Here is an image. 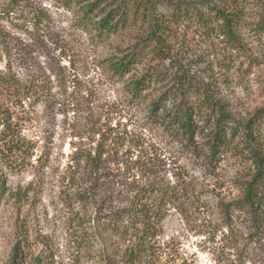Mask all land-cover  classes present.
<instances>
[{"label": "rangeland", "instance_id": "374dc122", "mask_svg": "<svg viewBox=\"0 0 264 264\" xmlns=\"http://www.w3.org/2000/svg\"><path fill=\"white\" fill-rule=\"evenodd\" d=\"M89 1L94 12L85 0H0V264L16 244L23 264H264V199L243 200L258 168L249 145L264 150V9L234 44L204 0ZM117 5L126 17L105 32ZM158 18L172 27L161 41L149 37ZM135 50L146 58L135 73L163 79L154 94H132L111 65ZM180 79L193 103L251 122V143L213 156L202 133L187 142L161 125L151 100Z\"/></svg>", "mask_w": 264, "mask_h": 264}, {"label": "trees", "instance_id": "16d2710c", "mask_svg": "<svg viewBox=\"0 0 264 264\" xmlns=\"http://www.w3.org/2000/svg\"><path fill=\"white\" fill-rule=\"evenodd\" d=\"M87 1V7L91 12H94L98 7V1ZM208 6L215 13V17L220 22L221 31L227 36L234 44L243 42V30L247 28L246 24L250 21L251 12L256 8L264 9V0H204ZM133 6V14L139 11L140 6L136 2ZM120 5L117 8L111 9L108 14L102 16L99 20V28L105 32H113L119 26V21L126 17L124 12H119ZM181 9V7H180ZM179 9V10H180ZM182 10V9H181ZM179 12L178 14H180ZM132 14V12H131ZM177 14V16H179ZM133 15V16H135ZM174 14L171 18L177 17ZM261 18H258L259 26H263ZM172 28L168 19H156L152 20L151 38L157 41L165 39L164 33H160L161 28ZM165 32V31H164ZM140 50L132 52L128 58L116 57L111 61V65L115 71L121 75H130L128 78V86L132 94L137 96L148 95L149 93H156V84H161L163 81L159 77L158 71L151 72L150 68L144 70L141 74H136V64L140 62H146L145 56L139 53ZM159 54V53H158ZM127 59V61L125 60ZM161 63H164L166 56H161ZM155 75V76H154ZM9 84L10 87L13 84L6 79L3 80ZM184 80L180 79L169 90H165L159 95H155L151 100L150 112L155 119L163 126L170 127L173 131H177L182 134L187 142H191L196 134L202 133V140L207 145L209 152L214 156L220 149H222L232 139L240 138L244 142L251 143L249 139L248 128L251 122L240 123L231 117L227 112L222 109H218L216 104H212L211 99L201 98L207 108H202L201 104H195L192 102L191 94H193V88L189 87V84H185ZM156 83V84H155ZM170 91L172 93L169 95ZM166 100H172V108H168ZM210 110H209V109ZM211 111L210 116H207V111ZM258 114L264 113V106L257 111ZM197 115L202 116L201 121H207L210 126L208 132L204 126L198 125L194 117ZM237 123V124H236ZM244 135V136H243ZM249 145V144H248ZM249 149L252 152V156L258 163V168L252 176V179L247 181L244 188V202L251 207L258 206L264 199V150L255 148L253 144L249 145ZM4 182L0 175V190H4ZM139 251L130 253L133 257L132 260L140 261ZM23 248H19L16 244L13 248L11 256V264H23Z\"/></svg>", "mask_w": 264, "mask_h": 264}]
</instances>
